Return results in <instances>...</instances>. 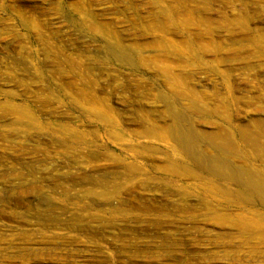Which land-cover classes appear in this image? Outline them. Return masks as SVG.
I'll return each mask as SVG.
<instances>
[{
  "label": "rangeland",
  "instance_id": "obj_1",
  "mask_svg": "<svg viewBox=\"0 0 264 264\" xmlns=\"http://www.w3.org/2000/svg\"><path fill=\"white\" fill-rule=\"evenodd\" d=\"M0 264H264V0H0Z\"/></svg>",
  "mask_w": 264,
  "mask_h": 264
},
{
  "label": "bare ground",
  "instance_id": "obj_2",
  "mask_svg": "<svg viewBox=\"0 0 264 264\" xmlns=\"http://www.w3.org/2000/svg\"><path fill=\"white\" fill-rule=\"evenodd\" d=\"M181 137L186 140L188 144L195 138L191 132L188 133L186 131L181 133Z\"/></svg>",
  "mask_w": 264,
  "mask_h": 264
}]
</instances>
